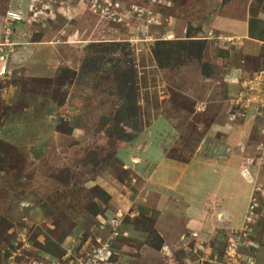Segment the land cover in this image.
Here are the masks:
<instances>
[{"label":"rangeland","instance_id":"1","mask_svg":"<svg viewBox=\"0 0 264 264\" xmlns=\"http://www.w3.org/2000/svg\"><path fill=\"white\" fill-rule=\"evenodd\" d=\"M10 1L0 0V61L11 53L2 44L22 38L50 57L36 70L4 62L0 78V264H256L264 122L237 110L225 81L240 55L210 39L226 15L248 17L261 38L264 0H30L17 2L21 13ZM245 121L252 133L235 154L251 187L243 214L163 247L157 192L174 181L159 178L161 162L186 163L213 140L216 153L233 132L223 125Z\"/></svg>","mask_w":264,"mask_h":264},{"label":"crops","instance_id":"2","mask_svg":"<svg viewBox=\"0 0 264 264\" xmlns=\"http://www.w3.org/2000/svg\"><path fill=\"white\" fill-rule=\"evenodd\" d=\"M19 1L28 3L30 0H11L9 3L10 11L21 13V10L16 8ZM257 19L264 23V13L259 15ZM249 27L248 17L222 16L213 20L211 29L215 39L210 40L224 50L234 51L240 55V60L234 64H229L228 68L225 69V81H228L229 85L238 91L239 99L235 101L236 106H238V108L236 107L237 110L246 107L249 121L254 118L255 122H264V113L261 112L263 111L261 108L264 106V35L261 38L252 37L249 33ZM24 36L22 34L21 38ZM14 42L8 40L6 44H2L4 48L8 47L9 49L5 50L11 52L8 56H4V62L8 63L9 68L21 70L26 66H32L30 70H36L39 68L38 65L42 69L44 68L43 66L47 64L46 58L50 57L47 50L43 51L44 56L41 58L39 56L41 51H38L41 46L38 47L29 43L23 38ZM244 58H251L253 62L247 63ZM28 62L31 64L28 65ZM241 95L246 99L244 102H242ZM226 127H230L233 132L231 137L219 146L221 147L218 150L220 153L217 149L216 153L213 152L214 150L210 151L211 145L212 149L215 147L214 140L211 142L206 140L207 142L202 145L199 154L193 155L186 163L176 160L168 161L167 159L161 162L159 178L167 175L173 178L172 181L168 180L169 183L174 181L169 186L160 184V190L157 192L163 205L158 208L159 213L155 226L157 225V231L163 238V247H168L171 243L178 245L182 231L184 233H197L198 236L206 231L211 233L212 230H215L217 223L226 221L223 217L227 215L230 217V222L223 223L224 226H234V220H237L241 213L243 214L251 187L249 190V182L247 183L237 173L238 158L240 157L235 154H239L237 145L239 143L244 145L245 139L252 132L246 121L245 126H238L239 128L227 124L223 125L222 128L226 129ZM212 129L215 130V128ZM213 130L211 135H213ZM225 149H227L226 154L223 152ZM223 153V160H217L219 155L223 156ZM232 167L235 171L231 174ZM122 196L123 198L113 196L112 201L116 200L119 203L118 199H122L124 203L125 200H129V196L127 197L126 194ZM177 222L179 228L175 231L173 225L175 226ZM261 240L260 244H263V237ZM199 243V248L209 249L206 243L200 241ZM162 248L161 252L165 250ZM256 255V264H264V247L260 248ZM203 260L210 263L207 259L200 258L193 261L188 260L183 264H200V261ZM169 263L167 262V264ZM177 264L182 263L177 262Z\"/></svg>","mask_w":264,"mask_h":264},{"label":"built area","instance_id":"3","mask_svg":"<svg viewBox=\"0 0 264 264\" xmlns=\"http://www.w3.org/2000/svg\"><path fill=\"white\" fill-rule=\"evenodd\" d=\"M6 18L11 20V21H20L21 20V17L17 13L10 12V11L7 12ZM7 76H8L7 67H6L4 61H0V78L4 79V77H7ZM244 171L242 173H244Z\"/></svg>","mask_w":264,"mask_h":264},{"label":"trees","instance_id":"4","mask_svg":"<svg viewBox=\"0 0 264 264\" xmlns=\"http://www.w3.org/2000/svg\"><path fill=\"white\" fill-rule=\"evenodd\" d=\"M134 115H132L131 117H133ZM134 118V117H133Z\"/></svg>","mask_w":264,"mask_h":264}]
</instances>
